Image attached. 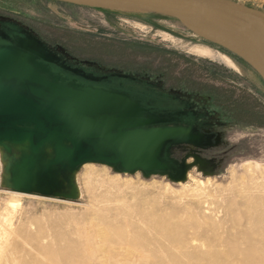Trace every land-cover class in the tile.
<instances>
[{
  "label": "rangeland",
  "instance_id": "1",
  "mask_svg": "<svg viewBox=\"0 0 264 264\" xmlns=\"http://www.w3.org/2000/svg\"><path fill=\"white\" fill-rule=\"evenodd\" d=\"M234 1L264 10V0ZM13 36L36 41L50 59L46 63L68 76L79 69L132 96L146 95L143 104L150 110L175 116L172 125L191 124L202 139L168 147L173 173L180 174L186 166L178 180L162 172H125L99 161L75 168L57 166L45 174V146L38 170L44 178L24 188L13 183V165L18 159L13 153L4 155L0 148L1 263L11 256L34 264L33 257L42 249L67 246L76 257L64 264L131 260L135 248L125 246L117 256L98 214L104 211L122 219L123 210L135 225L145 228H152L145 216L155 213L172 224L196 225L187 234L196 239L197 246L206 249L211 245L217 252L215 259L203 264H249L244 255L248 237L264 246V237L251 231L253 217L246 206L249 193L264 186V82L247 63L198 38L172 18L51 0H0V44ZM198 47L227 54L238 69L196 53ZM209 64L222 69L224 86L230 84L229 76L238 77L233 80L251 90L249 97L241 92L232 102L226 89H215L214 71L205 70ZM191 73L207 78L200 82L207 86L203 91L197 84L192 85L195 90L190 89L187 76ZM248 162L259 167L251 169ZM8 168L11 175L6 174ZM199 194L205 197L203 205L194 203ZM11 200L21 203L19 209L6 210ZM189 204H193L192 211L187 210ZM203 211L213 214L219 224L216 230L204 220ZM10 219L12 230L8 229ZM149 234L157 242L147 264H172L163 251L169 241L154 229ZM42 257L50 262L46 251Z\"/></svg>",
  "mask_w": 264,
  "mask_h": 264
},
{
  "label": "water",
  "instance_id": "2",
  "mask_svg": "<svg viewBox=\"0 0 264 264\" xmlns=\"http://www.w3.org/2000/svg\"><path fill=\"white\" fill-rule=\"evenodd\" d=\"M51 1L172 18L198 38L243 60L264 82L262 9L234 0ZM49 61L32 39L0 45V141L28 137L31 151L38 154V167L23 185L12 174L16 186L24 188L44 178L38 175L39 157L51 143L54 155L43 162L45 174L57 166L75 168L99 161L125 172H162L174 180L184 176L186 166L180 174L173 173L168 147L199 143V133L170 124L172 118L127 93L65 80L50 69Z\"/></svg>",
  "mask_w": 264,
  "mask_h": 264
},
{
  "label": "bare ground",
  "instance_id": "3",
  "mask_svg": "<svg viewBox=\"0 0 264 264\" xmlns=\"http://www.w3.org/2000/svg\"><path fill=\"white\" fill-rule=\"evenodd\" d=\"M195 52L204 57H214L220 59L226 65L234 69H238L233 59L223 52L213 51L211 49H207L204 47L202 48L198 47V49ZM1 142H3V145ZM46 147H47L46 148L47 154L43 162L48 163L50 161V158L53 157L54 152H53L52 143L47 144ZM0 148L4 155H9L10 153H13V155L18 159V162L15 163L13 167L14 180L18 185L20 184L23 185L24 180L28 179L29 173L33 175L35 169L38 167V154L33 153L31 151L28 137L19 141L4 139L0 141ZM246 165H248L251 169L257 168L258 166L255 165V163L253 164L251 162H248ZM8 166H10V163H8ZM6 174L11 175V171L9 168ZM76 190H77L76 185L73 184L72 194H75ZM204 198L205 197L203 195L199 194L197 198L194 200L195 201L194 203L197 205H203V203L205 202ZM20 204L21 203L17 200H11L7 203L6 210L7 211L10 209L17 210ZM192 205L193 204H189V206H187L188 207L187 210L192 211L193 208ZM246 206L248 208L249 213L253 217L251 231L253 233L259 232L260 235L264 237V211H263L264 186L257 188L254 191V193L253 192L249 193V195L247 196ZM122 212H120L123 214V215L120 214V216L124 217L122 219L121 218L119 219L118 217H109L106 215L104 211L98 212L100 218L103 220V222H105L106 228L104 233L106 234V240L114 250H118L117 256L122 255L123 252L121 251L125 249V246H133V248H135V252L133 253V258L131 260L122 261L116 259L115 264H147L148 254L154 252L157 242V240L155 239L156 237L153 239L149 238L150 235L149 232L151 231V229L156 230L163 238L169 241L170 246L163 251H164V256H167V258H169V261L172 262V264H187V261H190L193 264H203V262L206 261L207 259L212 261V259H215L217 256V252L213 249L211 245H207L208 247L206 249H203L197 246V244H195L196 239L193 236L187 234L188 233L187 230L190 227H195L196 225L190 226V224H187L186 222L183 221L172 224L169 219L165 217H161L155 213L149 216H145L146 218L144 219L152 223V228H148V227L145 228L143 226L141 227L135 225L134 222L129 217V214L125 213V211L123 210ZM202 214L204 220H208L211 225V228L213 230H216V228L218 227L217 225L219 224H216L213 218V214L207 211H203ZM192 219H194V217ZM195 219L198 220L197 218ZM11 221L12 220L10 219L9 228H8L10 230H12ZM197 223H199V221ZM248 239H249V243L247 245V249L244 254L246 260L249 262V264H264V246H260L250 236L248 237ZM1 241H0V264L29 263L26 261V259H18L17 257H11V256L10 258L4 259L5 261L1 263L2 262L1 252L3 247L2 245L4 244ZM45 251L50 256V262L49 261L47 262L45 258L42 257ZM75 257H76V253L71 248V246L62 247V248L48 247L42 249L40 254L38 253V255H35L33 257L34 258L33 263L34 264H64L67 262H72ZM161 260H163V258Z\"/></svg>",
  "mask_w": 264,
  "mask_h": 264
},
{
  "label": "flooded vegetation",
  "instance_id": "4",
  "mask_svg": "<svg viewBox=\"0 0 264 264\" xmlns=\"http://www.w3.org/2000/svg\"><path fill=\"white\" fill-rule=\"evenodd\" d=\"M18 39H19V36H17V37L13 36L10 39H8L6 42H3L0 45L15 44ZM48 66L50 67V69L54 73L60 75L62 78H64L65 80H68V81H75L77 83H81V84H84V85H92V86H95V87H102V88L109 89V90L121 91V92L127 93L132 98L136 99L137 101H139L142 104H143V99L147 100V98H148V97H146V95H142V94H139L138 96H132L130 91H128L126 89L124 90L122 88H117V86L111 85L108 82H105L104 80H100L99 76H96V75H93V74L92 75L91 74H85L84 75V73L82 74V72H80L81 70H79V69L72 70L73 71V73H72L73 75L68 76L62 70L53 69L51 63H48ZM109 81H111V80H109ZM200 89L202 90V88H200ZM204 90H206V89H204ZM187 94L189 95V92ZM166 116H169L170 118H172V120L175 119V116H172V115H166ZM188 125L190 126L191 124H188Z\"/></svg>",
  "mask_w": 264,
  "mask_h": 264
},
{
  "label": "crops",
  "instance_id": "5",
  "mask_svg": "<svg viewBox=\"0 0 264 264\" xmlns=\"http://www.w3.org/2000/svg\"><path fill=\"white\" fill-rule=\"evenodd\" d=\"M218 67L219 66H217V65L209 64V66H206V69H205L206 71H209V72L210 71H214L213 81L212 80L211 81H212V83H213L212 85H213V87L215 89H217V87L219 89H221V90L226 89L227 93H229V96L233 99V100H231L232 102H236L237 101V98L240 95L239 93H241V92L245 93L249 97L250 94L247 91L251 92V90L249 88H246V89L245 88H240L239 87L240 84L233 80V79H238V77L229 76L230 77V80H229L230 84L224 86L223 83H222V81H223V76H222L223 75L222 74L223 71H222V69L220 67L219 68ZM187 77H188V80H190V83H191L190 89L195 90L194 86H192V85H195V84H197V85H195V87H198V88H203V87L206 88L207 87V86H205L203 84L201 85V83L206 82L205 79H207V78L204 79V78H201L200 76H197V75L195 76L192 73L189 74ZM202 80H203V82H202ZM198 81H199V83H197ZM209 86H211V84ZM223 86H224V88H223ZM189 93H192V91L189 92ZM187 127H190V126H187Z\"/></svg>",
  "mask_w": 264,
  "mask_h": 264
},
{
  "label": "trees",
  "instance_id": "6",
  "mask_svg": "<svg viewBox=\"0 0 264 264\" xmlns=\"http://www.w3.org/2000/svg\"><path fill=\"white\" fill-rule=\"evenodd\" d=\"M220 48V47H219ZM220 49H222V48H220ZM223 51H225V52H227L226 50H224V49H222ZM227 53H229V52H227ZM229 54H231V53H229ZM231 55H233V54H231ZM234 57H237V56H235V55H233ZM238 59H240V58H238Z\"/></svg>",
  "mask_w": 264,
  "mask_h": 264
}]
</instances>
